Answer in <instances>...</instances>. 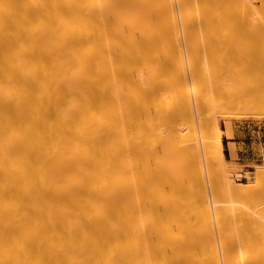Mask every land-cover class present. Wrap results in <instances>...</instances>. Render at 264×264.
Instances as JSON below:
<instances>
[{
  "label": "bare ground",
  "instance_id": "1",
  "mask_svg": "<svg viewBox=\"0 0 264 264\" xmlns=\"http://www.w3.org/2000/svg\"><path fill=\"white\" fill-rule=\"evenodd\" d=\"M263 56L264 0H0V264H264V169L194 125Z\"/></svg>",
  "mask_w": 264,
  "mask_h": 264
},
{
  "label": "rangeland",
  "instance_id": "2",
  "mask_svg": "<svg viewBox=\"0 0 264 264\" xmlns=\"http://www.w3.org/2000/svg\"><path fill=\"white\" fill-rule=\"evenodd\" d=\"M262 59L264 60V56ZM262 59L260 61L261 64L263 62ZM247 64L248 65H244L245 67L243 66L244 68L241 66L242 68L239 70L236 68L235 71L234 69L232 71V68H229V71L227 68V71L225 69H223V71L220 70L221 72H218L221 76L217 73L218 76H212L214 77L212 81L210 78V80L208 79L204 82V86L202 85L201 90L202 93H200L203 97L200 98V96L199 101L201 100L200 103L202 102V106H204L205 109L204 112L200 110V113H196L195 111L196 116L194 115V125L199 135L201 131L199 132L200 128H197L200 127L198 123L204 119V121L211 120V123L213 120L215 122L218 121V126L221 130L222 150L227 163L225 164L226 168L229 169L228 171L235 179L236 183L245 182L247 185H254L255 179L253 177L256 172L264 169V63L263 65L260 64V66L259 63L256 65H252L253 63H250L251 65L249 63ZM224 71L226 72L224 73ZM209 84H211L210 87ZM206 95L209 96L208 100ZM203 100L207 102L205 103ZM222 101L225 102L222 103ZM227 101L229 104L232 101V104L229 106ZM206 109L210 111L208 112ZM224 109L225 112L222 111ZM205 112H207V114ZM204 115L206 116L204 117ZM197 116L199 118L202 117V120L198 122L199 119ZM212 116H214V119ZM211 134L212 133H210L208 137L203 134L202 137L200 134L201 140H199L201 143L205 141V137L206 141H212L213 138L207 140ZM198 135L197 137L199 138ZM211 154H206L205 156H209L208 158H211V160H213L212 162H214L215 153L213 152ZM205 156L204 154H200V160L203 169L207 170L209 165L207 162H209V159L205 158ZM203 158L205 160H203ZM212 162L211 169L214 171L218 170L219 166H217V163L215 165ZM204 164L207 167L206 169Z\"/></svg>",
  "mask_w": 264,
  "mask_h": 264
}]
</instances>
